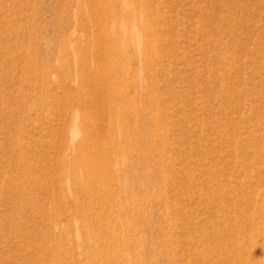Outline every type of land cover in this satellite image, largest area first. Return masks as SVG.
I'll return each mask as SVG.
<instances>
[{
	"label": "rangeland",
	"instance_id": "1",
	"mask_svg": "<svg viewBox=\"0 0 264 264\" xmlns=\"http://www.w3.org/2000/svg\"><path fill=\"white\" fill-rule=\"evenodd\" d=\"M0 264H264V0H0Z\"/></svg>",
	"mask_w": 264,
	"mask_h": 264
}]
</instances>
